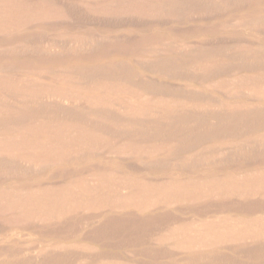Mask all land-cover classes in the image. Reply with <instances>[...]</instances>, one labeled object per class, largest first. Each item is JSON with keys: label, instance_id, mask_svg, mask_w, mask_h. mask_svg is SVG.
I'll return each mask as SVG.
<instances>
[{"label": "bare ground", "instance_id": "1", "mask_svg": "<svg viewBox=\"0 0 264 264\" xmlns=\"http://www.w3.org/2000/svg\"><path fill=\"white\" fill-rule=\"evenodd\" d=\"M263 2L0 0V174L55 179L44 189L30 181L0 189L2 229L64 240L77 218V226L90 223L78 230L82 239L145 245L149 257L73 255L72 245L56 243L28 257L32 264H164L168 249L187 264H264V40L166 35H230L243 26L262 33ZM217 76L225 77L206 89L219 95L160 81ZM250 164L257 168L245 170ZM232 167L238 173L222 172ZM198 208L213 210H172ZM220 248L248 260L212 254Z\"/></svg>", "mask_w": 264, "mask_h": 264}, {"label": "rangeland", "instance_id": "2", "mask_svg": "<svg viewBox=\"0 0 264 264\" xmlns=\"http://www.w3.org/2000/svg\"><path fill=\"white\" fill-rule=\"evenodd\" d=\"M262 5H264V2L262 3ZM259 6H261V5H259ZM241 12H243V11H241ZM241 12L237 11L234 14L235 15L236 14L240 15ZM224 18L228 19V16H225ZM224 18H219L218 20L221 21ZM229 29H230L229 33H231L230 35H228V34H220V33L217 32L214 35H210V36H207V37H205L204 34L193 35V34H190V33H170V32L167 33L168 32L167 30H163L162 33H167L166 35L168 37L172 38V39L173 38L174 39H178V40H182L183 39L186 43H191L192 40H195V39H197V40H201L202 39V40H204L203 43H205V40H206V43H207L208 41H210L211 38H212V40L209 43H212V44H221L223 42L222 44H233V45L235 43H237V42H241V43L244 42L245 43V40H243L242 38H244V39H254V40H258V39L261 38V39L264 40V29H263L262 33L258 32V31H252L251 30L252 28L245 27V26H243L241 28H239V27H237V28L229 27ZM65 30H67V29L66 28H61V29H58L57 31H65ZM231 30H233V31H231ZM126 31L128 33H130V34H135V35L140 33L139 30H137V29L126 30ZM251 32L253 34H251ZM224 37H229V38H224ZM219 38H220V40H218ZM215 40H216V43H213V42H215ZM226 41H227V43H226ZM105 58H108V57H105ZM110 58H112V59H114L116 61H120L121 60V62L126 60V57H120L117 54L112 55ZM48 65L49 64L41 63V64H37L36 66L46 67L47 68ZM254 71H255V73L258 72L257 70H254ZM146 74L149 77L150 76L158 77L156 74L151 73V72H146ZM233 75H234V73L232 75L230 74V77L233 76ZM223 77H225V76H217V77H214V78L207 79L205 81H199V80L194 79V78H190V79L160 78V81L163 82V83H167V85H178V86H180V85H182V86L183 85H189L190 87H192V88H194L196 90L199 89V90L206 91V93L210 92V93H212L214 95H219V93L217 91H209L206 88H208L207 86H211V84H215L216 81H218V80L220 81L221 78H223ZM227 78H228V76H227ZM209 81H211V82H209ZM225 100L229 101V102H233V103L234 102L235 103H237V102H248V103H251V104L252 103L256 104V103L261 102L260 99L255 100V99H250V98L244 97V96H235V97L234 96L233 97L230 96L229 98H226ZM95 157H97V155H95ZM109 158L111 159L112 157L110 156ZM111 162H112L111 163L112 166L115 167V168H121L122 167L121 164L116 163L113 160H111ZM80 164L83 165V164H85V162H80ZM223 166H225V165L223 164ZM254 168H257V167H255L254 164H250V165L245 167V170L254 169ZM235 170H238V167L223 168L222 172L223 173H230V172L234 171V173H238V171L236 172ZM172 172H176V171L174 170ZM38 173L37 174L32 173V174H34L32 177H23V178H11L10 176L0 174V181H1L0 182V187H1L0 189L7 188V187L21 186L23 184L25 185L29 181L30 182L39 183L40 184V188L44 189V188L50 186V184L55 180L54 178H51V177H48V176H45V175H40ZM6 176H7V178H6ZM206 204H208V203H206ZM172 210L178 216L190 217V216H194V215L198 216L200 214H204L205 210L206 211H211L213 209L212 208H208V209L205 208L204 211H203V209H201V208L199 209L198 208L196 210L186 211V212H180V211H177L175 209H172ZM210 214H213V213L208 212V214L206 216H204L203 218L209 217ZM220 214H223V215L235 214V212L234 211H226V212L220 213ZM102 220H103V217H99V218H97L96 223L97 222L99 223ZM72 222H75L76 225H74V226H76V228L77 227L78 228H77V230L74 233L72 232L74 230H70V228H69L71 233L68 232L69 230L67 232L71 236H69V235H67V233H65L66 234L65 236L66 237L68 236V237L65 238L64 240H59V238H57V237L40 235L32 227L18 230V226L17 225L12 227L11 225H13V224H6L5 228L3 230L2 227H4V225H0V229H2V230H0V264L1 263L2 264L3 263L4 264H12L13 263L14 264L15 263L14 261H16L15 264H17V263L18 264H32L31 263V259L28 258V257L33 256V254H35V253H36L35 255H37L38 251H40V250L41 251H43L45 249L49 250L50 249L49 247L54 246L56 243H65V244H68L70 246L72 245L74 247V249H73V247L71 246V253L73 255H79V254H84V253H90V254L97 253V254L117 255L118 257H120L122 259L125 258L126 260H130V261L138 260V261H141L142 263H145L147 260H149V257L146 256L144 253H142L144 251L142 247H145V245H142V246H129V247L123 246V245L119 246V247L102 246L98 242L93 241L91 239H82L83 236L81 237L80 233L78 232V230L80 228H84L85 229L86 227H88L90 225V223H86L87 222L86 221V222H82L80 226H77V218L76 219H72ZM21 225L23 227V224H20L19 226H21ZM84 226H86V227H84ZM24 227H25V225H24ZM149 234L150 233L141 234V236H144V237L147 238V236ZM81 242H84V243H86L88 245V249H90V252L87 251V250L86 251H81L80 248H77V246H74L75 244L77 245V244H79ZM167 253H168L167 254L168 256H166L165 255L166 253H164L158 260L160 262L164 263V264H172V263H175V264H187L188 263V262L186 263V261H184L185 258L184 259H180L181 256H183L182 254L178 256V255L174 254L173 250H170V249L167 250ZM212 254H217L221 258H224V257L228 258L229 255L232 256L231 258H234L236 256L234 258L236 261H239V260L240 261H247L248 260L247 257L244 254L232 251L231 249H227V248L217 249V250L213 251ZM212 260L213 259L201 258V259L198 260L197 263H199V264H211ZM67 264H74V263H67Z\"/></svg>", "mask_w": 264, "mask_h": 264}]
</instances>
